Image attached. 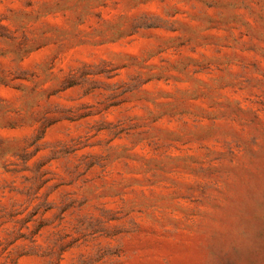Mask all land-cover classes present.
<instances>
[{"label":"rangeland","instance_id":"374dc122","mask_svg":"<svg viewBox=\"0 0 264 264\" xmlns=\"http://www.w3.org/2000/svg\"><path fill=\"white\" fill-rule=\"evenodd\" d=\"M0 264H264V0H0Z\"/></svg>","mask_w":264,"mask_h":264}]
</instances>
